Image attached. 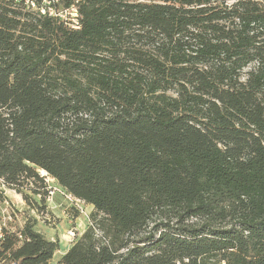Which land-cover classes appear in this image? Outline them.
Listing matches in <instances>:
<instances>
[{
	"label": "trees",
	"instance_id": "obj_1",
	"mask_svg": "<svg viewBox=\"0 0 264 264\" xmlns=\"http://www.w3.org/2000/svg\"><path fill=\"white\" fill-rule=\"evenodd\" d=\"M48 178L89 227L0 264H264V0H0V202Z\"/></svg>",
	"mask_w": 264,
	"mask_h": 264
},
{
	"label": "rangeland",
	"instance_id": "obj_2",
	"mask_svg": "<svg viewBox=\"0 0 264 264\" xmlns=\"http://www.w3.org/2000/svg\"><path fill=\"white\" fill-rule=\"evenodd\" d=\"M45 3L49 4L48 1ZM72 17H74L73 14ZM47 181L48 189L55 193L54 195L49 194L48 207L44 210H41L34 201L39 200V197L31 192L27 193L29 198L25 200L23 194H18L14 190H6L8 201L0 202V225H4L10 231H16L22 228L30 217L36 218V230L44 234L47 239L60 242V250L53 259V263H56L59 261V256L78 239L71 238L69 232L74 230L77 235H82L89 227L91 210L85 202L79 203L74 197L65 195V191L61 192L62 189L51 178ZM57 194L63 197V201L61 204L51 206L50 203L56 202Z\"/></svg>",
	"mask_w": 264,
	"mask_h": 264
},
{
	"label": "built area",
	"instance_id": "obj_3",
	"mask_svg": "<svg viewBox=\"0 0 264 264\" xmlns=\"http://www.w3.org/2000/svg\"><path fill=\"white\" fill-rule=\"evenodd\" d=\"M42 14H46L45 10H42ZM50 14L53 15L52 12H51ZM72 14L74 15V18H77V11H76V10H73V13H72ZM74 23L77 24L76 20H74ZM54 193H55L54 191L51 192V195H54ZM77 202H81V201H77ZM69 236H70L71 238H73V239H76L79 235H77L76 232H74V230H71V231L69 232ZM0 237H1V236H0Z\"/></svg>",
	"mask_w": 264,
	"mask_h": 264
},
{
	"label": "crops",
	"instance_id": "obj_4",
	"mask_svg": "<svg viewBox=\"0 0 264 264\" xmlns=\"http://www.w3.org/2000/svg\"><path fill=\"white\" fill-rule=\"evenodd\" d=\"M71 196V195H70ZM73 197V196H72ZM75 200H77V201H81V200H78V199H76V198H74ZM63 201V197H61L60 195L56 198V202H52V203H50L51 204V206H52V204L53 205H58V204H61V202ZM65 203V202H64ZM79 203H82V202H79ZM89 208H90V210H91V212H92V210H93V207L92 206H89ZM69 248H70V246L68 247V250H69ZM68 250H66L65 252H63L62 253V255H60L59 256V258H58V260L68 251ZM59 252V251H58ZM57 252V253H58ZM56 253V254H57ZM55 257H56V255H55Z\"/></svg>",
	"mask_w": 264,
	"mask_h": 264
},
{
	"label": "bare ground",
	"instance_id": "obj_5",
	"mask_svg": "<svg viewBox=\"0 0 264 264\" xmlns=\"http://www.w3.org/2000/svg\"><path fill=\"white\" fill-rule=\"evenodd\" d=\"M41 173L45 174V172H44V171H42Z\"/></svg>",
	"mask_w": 264,
	"mask_h": 264
}]
</instances>
